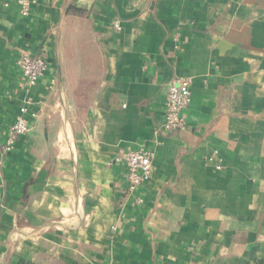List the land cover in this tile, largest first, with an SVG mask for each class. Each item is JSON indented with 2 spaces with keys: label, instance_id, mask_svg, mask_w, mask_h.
<instances>
[{
  "label": "crops",
  "instance_id": "0c3cea01",
  "mask_svg": "<svg viewBox=\"0 0 264 264\" xmlns=\"http://www.w3.org/2000/svg\"><path fill=\"white\" fill-rule=\"evenodd\" d=\"M4 1L0 147L37 116L0 151V264H264V0ZM24 53L48 62L31 89ZM178 77L186 126L164 131ZM141 148L137 204L117 157Z\"/></svg>",
  "mask_w": 264,
  "mask_h": 264
},
{
  "label": "built area",
  "instance_id": "2783aa9c",
  "mask_svg": "<svg viewBox=\"0 0 264 264\" xmlns=\"http://www.w3.org/2000/svg\"><path fill=\"white\" fill-rule=\"evenodd\" d=\"M5 6L16 5L23 16L31 12V0H5ZM112 26L120 29V24L115 21ZM17 65L21 70L28 89L34 87L38 81L46 75L48 62L43 54H21L17 59ZM191 77H178L169 83L164 123L161 130L175 131L184 129L186 126L184 110L191 102ZM37 116L36 111L30 110L28 105L19 109V114L10 126L8 137L1 145L3 155L11 153L20 137L25 136L31 129V120ZM126 169L128 193L136 195L137 204L143 203L141 187L153 174L154 154L147 149H133L117 157ZM219 167V166H218ZM1 190V183H0Z\"/></svg>",
  "mask_w": 264,
  "mask_h": 264
}]
</instances>
